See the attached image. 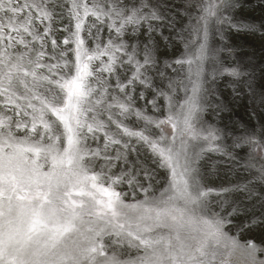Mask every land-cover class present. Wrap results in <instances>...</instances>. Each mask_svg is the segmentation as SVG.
I'll list each match as a JSON object with an SVG mask.
<instances>
[{"label":"snow or ice","instance_id":"6c2138e0","mask_svg":"<svg viewBox=\"0 0 264 264\" xmlns=\"http://www.w3.org/2000/svg\"><path fill=\"white\" fill-rule=\"evenodd\" d=\"M0 264H264V0H0Z\"/></svg>","mask_w":264,"mask_h":264},{"label":"rangeland","instance_id":"374dc122","mask_svg":"<svg viewBox=\"0 0 264 264\" xmlns=\"http://www.w3.org/2000/svg\"><path fill=\"white\" fill-rule=\"evenodd\" d=\"M233 43L246 44L247 42L234 40ZM236 116L239 117V118H241V119H245V120L247 119V116H246V114H245V112H244L243 109H238L237 112H236ZM254 123H257L258 124V121H254Z\"/></svg>","mask_w":264,"mask_h":264}]
</instances>
